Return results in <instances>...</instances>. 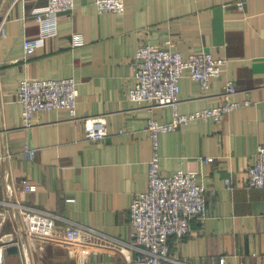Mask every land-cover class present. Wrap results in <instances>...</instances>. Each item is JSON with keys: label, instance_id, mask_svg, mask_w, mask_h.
<instances>
[{"label": "crops", "instance_id": "crops-1", "mask_svg": "<svg viewBox=\"0 0 264 264\" xmlns=\"http://www.w3.org/2000/svg\"><path fill=\"white\" fill-rule=\"evenodd\" d=\"M48 0H0V196L51 209L66 218L126 239L128 207L136 191L147 187L153 141L147 119L172 120L223 102V85L231 80V99L240 105L218 121L195 118L160 132L157 153L162 175L195 170L204 186L205 216L193 218L188 234L168 238L171 252L190 264H264V188L247 184V168L264 144V0H124V11H98L94 0H73L71 16L57 15V33L33 52L23 40L39 35L34 13ZM82 43L72 46V34ZM147 40H166L187 56L199 50L223 58L220 75L206 92L188 75L179 79L175 106L149 109L128 97L134 81L131 61ZM73 77L79 116L107 114V134L84 138L80 120L65 108L39 112L32 126L20 121L18 82L24 78ZM25 148L34 149L28 156ZM228 177L230 185H225ZM35 185L20 191L19 180ZM15 209L0 223L5 264H127V252L103 238L77 248L62 242L32 252ZM174 264V263H166Z\"/></svg>", "mask_w": 264, "mask_h": 264}, {"label": "built area", "instance_id": "built-area-1", "mask_svg": "<svg viewBox=\"0 0 264 264\" xmlns=\"http://www.w3.org/2000/svg\"><path fill=\"white\" fill-rule=\"evenodd\" d=\"M244 0L235 5L242 9ZM98 11L121 13L124 0H94ZM73 0H48L34 13L39 25V35L25 38V54L33 52L43 40L57 33V15L64 12L71 16ZM6 16L0 20V33L4 31ZM82 43L78 33L72 34V46ZM166 47H160L147 40L141 41L131 61L134 81L128 89V97L135 102H143L152 109L158 105L175 106L178 101L179 79L185 74L199 82L204 93L211 80L220 75L223 58H215L206 50H199L182 56L166 40ZM234 84L228 80L223 85L220 96L223 102L216 106L202 108L190 113H175L172 120L158 122L152 117L147 119L144 128L152 138L153 152L148 162L147 187L144 191L133 193L128 207L129 233L126 239L110 236L96 228L76 222L70 218L36 204L10 200L0 196V223L10 209H15L23 222L22 232L30 243L32 252L42 251L49 242H62L71 247L70 253L78 260L77 248L87 244L92 238H103L117 244L127 252V264H190L171 252L168 238L177 240L189 233L191 220L202 219L206 213L205 188L196 180V171L177 170L170 175H162L157 153V137L160 132L173 129L195 118L211 117L218 121L222 116L238 107L239 102L231 99ZM77 83L73 77L64 78H24L18 82L17 100L21 103L20 121L22 126H32L39 112L53 108H65L70 120H80L83 124L84 138L102 139L106 136L107 114L79 116L77 107ZM28 156L34 149L25 148ZM11 152H0V162L12 156ZM225 185H230L228 177ZM20 191L31 192L35 185L25 178L19 180ZM247 184L264 188V144H259L253 162L247 168ZM9 242L0 241V264L4 263V250ZM79 264L81 262L78 261Z\"/></svg>", "mask_w": 264, "mask_h": 264}, {"label": "water", "instance_id": "water-1", "mask_svg": "<svg viewBox=\"0 0 264 264\" xmlns=\"http://www.w3.org/2000/svg\"><path fill=\"white\" fill-rule=\"evenodd\" d=\"M16 249L15 245H10L6 248V252H16Z\"/></svg>", "mask_w": 264, "mask_h": 264}]
</instances>
